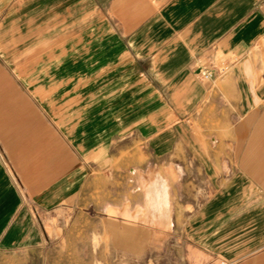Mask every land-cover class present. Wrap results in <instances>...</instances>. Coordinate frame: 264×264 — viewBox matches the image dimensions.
I'll return each mask as SVG.
<instances>
[{"label":"crops","instance_id":"1","mask_svg":"<svg viewBox=\"0 0 264 264\" xmlns=\"http://www.w3.org/2000/svg\"><path fill=\"white\" fill-rule=\"evenodd\" d=\"M200 58L229 69L202 81ZM32 71L77 109L64 121L43 85H27L31 102L24 86L0 83V264H28L46 243L34 210L53 208L64 186L73 193L71 155L64 186L55 176L42 184L43 145L46 173L57 165L46 105L87 162L129 134L140 143L119 149L129 165L167 156L183 178L179 215L193 222L188 234L211 231L236 206L264 204V0H0V78ZM27 113L32 127L20 131Z\"/></svg>","mask_w":264,"mask_h":264},{"label":"rangeland","instance_id":"2","mask_svg":"<svg viewBox=\"0 0 264 264\" xmlns=\"http://www.w3.org/2000/svg\"><path fill=\"white\" fill-rule=\"evenodd\" d=\"M41 25L45 39L50 32L48 16ZM25 31L30 34L33 29ZM37 47L27 45L24 56H32ZM10 74L8 79L1 77L0 83L24 86L27 101L36 102L27 85L41 84L42 95L48 102L51 97L59 100L56 102L59 117L67 121L75 115L77 108L66 102L65 93L50 90L49 77L26 72L25 82L23 76ZM46 106L47 112L50 111ZM41 112L43 123H51L57 129V142L52 145L57 149V165L52 173L45 171L49 163L46 156L49 138L43 135L48 144L43 145L42 151L43 186L51 176L56 177L59 187L64 186L65 169L71 157L75 178L71 196L64 193V186L58 190L53 208L34 210L46 243L30 254L28 264H264V204L236 206L232 214L215 222L211 231L199 232L195 237L185 231L193 222L180 218V188L184 182L177 166L164 164L167 156H154L149 166L129 165L126 154L119 149L140 146L131 141L133 137L129 134L107 140L101 156L87 162L49 114L44 109ZM30 115L27 113L26 124L21 125L20 131L32 127ZM126 228L133 233L121 241L117 234ZM203 233L208 236L203 238Z\"/></svg>","mask_w":264,"mask_h":264},{"label":"built area","instance_id":"3","mask_svg":"<svg viewBox=\"0 0 264 264\" xmlns=\"http://www.w3.org/2000/svg\"><path fill=\"white\" fill-rule=\"evenodd\" d=\"M197 76L205 82L215 81L218 77L223 76L229 69L227 65L216 70L212 62L204 59H197L196 61Z\"/></svg>","mask_w":264,"mask_h":264}]
</instances>
